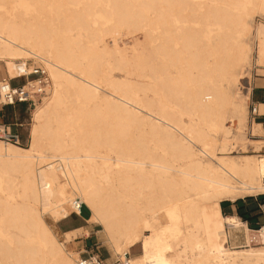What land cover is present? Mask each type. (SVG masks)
Masks as SVG:
<instances>
[{
	"label": "bare ground",
	"instance_id": "1",
	"mask_svg": "<svg viewBox=\"0 0 264 264\" xmlns=\"http://www.w3.org/2000/svg\"><path fill=\"white\" fill-rule=\"evenodd\" d=\"M256 12L264 0H0V68L14 78L41 58L52 79L29 147L0 140V264H77L66 243L88 231L60 241L46 218L83 205L119 258L141 245L129 264H264V227L221 207L264 194L257 121L256 154L231 151L255 38L264 65ZM135 32L130 55L118 41ZM227 226L247 249L228 246Z\"/></svg>",
	"mask_w": 264,
	"mask_h": 264
},
{
	"label": "rangeland",
	"instance_id": "2",
	"mask_svg": "<svg viewBox=\"0 0 264 264\" xmlns=\"http://www.w3.org/2000/svg\"><path fill=\"white\" fill-rule=\"evenodd\" d=\"M253 16H254L253 19L255 21L252 19V20H250V23L253 21L252 25L254 26V36L256 37L258 25L260 23L264 24V15L261 12H256ZM76 33L80 34V31H76ZM137 40H139V41H137ZM253 40H255V41L252 42V44H253V52L251 55V63H252L251 67L252 68L246 67V70H244V74H245L246 78L243 81L244 85H246V86L248 84L250 85V87H251L250 93L252 91V83L254 82V80L256 78H258L257 77L258 70L261 67L262 68L264 67V65L256 64V62H255L256 58H258V55H259V48L258 47H260V46H259V44H257L256 38ZM262 40L264 42V34L262 35ZM113 41L114 40L112 38H109L106 41V43L108 44L109 47L112 48L114 46ZM143 41H144V38H143L142 33L139 32V34H138V32H135L132 35L131 34L123 35L121 40L118 41V44H120L121 47H124L126 45L125 47L127 48L128 53L130 55H132V46L134 47V46L138 45L139 43H142ZM117 58L119 59L120 56H118ZM1 65H4V63ZM107 68H108V66H107ZM113 68H114V66H112V67L110 66V69L113 70ZM118 69L119 68H117V70L114 69L112 71V75H110L109 77L114 76L117 78H120V77L122 78L123 75L125 74V72H123V70H121V69L120 70H118ZM0 70L4 73L5 68L2 67V69L0 68ZM133 79L137 80L136 75ZM51 95H52V90H51L50 94L47 96H51ZM255 100L256 99H254L252 97V95H251V100L250 101L248 100V118H247L246 125L244 126V128L246 130V135L238 133L236 130H234L235 138H232V140H231L232 141L231 151L233 152L232 156L243 155L244 154L243 152H246V151L248 154H251V155L256 154L255 152H253V151H255V143L254 142L258 138H255L252 136V130L254 127V124H253L254 122H252V119L249 116V109H250L251 102H255ZM35 109H36V107L22 105V106H15V107H7V108H4L2 111H0V121L5 122L6 124H11L13 126H15L16 124L21 125V127L19 128V131L21 132V134L23 136V141H22V144L19 145L20 147L28 148L30 143H31L30 134H31L32 124H33V115H34ZM256 121L261 122V123L264 122V120H256ZM108 123L110 124L111 122L109 121ZM228 126H231V124L229 123ZM75 128H77V125L75 126ZM137 132L138 131L136 130L135 136L131 137L130 138L131 140L135 141V140L139 139ZM243 135H244V137H243ZM136 137H138V138L136 139ZM261 139L264 140V136ZM237 147H238V149H236ZM44 152L46 154H48L49 153L48 148H45ZM261 153L264 154V151ZM255 197L257 198V197H259V195L255 196ZM241 199H243V198H241ZM261 201L262 200H259V202H261ZM262 207L264 208V205H262ZM225 208H226V210H228L227 204L225 205ZM81 213L84 215H87V214L91 215L90 210L85 205H83ZM229 215L230 214H227V216H229ZM224 216H226V214ZM46 219H47L48 224L52 228V230L55 231L54 233L56 234L57 238L60 241H63L64 235H63V233L61 234V232L57 229L56 222L51 217L48 218V216ZM77 223H78V218L75 216H72L71 218H69V219L67 218V220H65L63 222L62 228H64V229L70 228V227L75 226ZM244 223H246V222H244ZM90 227L93 229V233H92V235H90V237H89V235H86V233L82 232V233H79L76 236H74V239L71 242L66 243V250L72 255L73 260H77L79 257V254L81 252H84V250H87L88 252L94 251L95 253H99L104 258H112L113 260L118 258L117 253L115 252V250H113L114 248L112 247V245H110L111 243L109 242V240L104 235V233L102 231L103 230L102 227L97 225V224H90ZM227 232L229 234V243H230V244L228 243L229 244L228 246L231 249H233V250L234 249H238V250L247 249L245 247V234H244L243 230H233L229 226H227ZM89 234H90V232H89ZM261 246L264 247V245H257V244L255 247L256 248H262ZM136 251H138V250H136ZM132 257H134L133 254H132L131 258Z\"/></svg>",
	"mask_w": 264,
	"mask_h": 264
},
{
	"label": "built area",
	"instance_id": "3",
	"mask_svg": "<svg viewBox=\"0 0 264 264\" xmlns=\"http://www.w3.org/2000/svg\"><path fill=\"white\" fill-rule=\"evenodd\" d=\"M20 75L10 77L0 70V111L7 107L31 106L36 107L49 94L52 79L46 62L41 58H30L24 67L19 68ZM250 118L252 122L264 119V94L261 103L251 102ZM21 125L6 124L0 121V140L13 144H22L23 136L19 131ZM83 206L80 207L82 210ZM81 213V212H80ZM262 226L261 228H263ZM131 256L125 253L124 260L116 258L109 260L94 251L80 253L77 264H129Z\"/></svg>",
	"mask_w": 264,
	"mask_h": 264
},
{
	"label": "trees",
	"instance_id": "4",
	"mask_svg": "<svg viewBox=\"0 0 264 264\" xmlns=\"http://www.w3.org/2000/svg\"><path fill=\"white\" fill-rule=\"evenodd\" d=\"M259 200L262 201L259 202ZM226 204L228 205V210L225 208ZM233 205L236 206L235 212L232 210ZM262 205H264V194L259 195L257 198L255 196H248L235 202L224 201L221 203L222 212L226 216L227 214L237 215L244 222H247L249 228L253 230H258L264 226V208Z\"/></svg>",
	"mask_w": 264,
	"mask_h": 264
},
{
	"label": "crops",
	"instance_id": "5",
	"mask_svg": "<svg viewBox=\"0 0 264 264\" xmlns=\"http://www.w3.org/2000/svg\"><path fill=\"white\" fill-rule=\"evenodd\" d=\"M257 77L258 78H256L254 80V82L252 83V93H251V95H252V97L254 99H256L255 102L261 103V101L263 99V94H264V67L263 68L261 67L258 70ZM260 120H264V119H260ZM254 124L260 125L262 127V133H263L262 137H263L264 136V122H262V123L261 122H255ZM232 210L235 212L236 211V206L233 205L232 206ZM72 216H75V217L78 218V223L75 226L70 227V228H65V229L62 228L63 222L65 220H67V218H66V219H62V220L56 222L57 229L61 233L68 232V231H73V230H77V229H83V230H87L88 231V234H86V235H89V237H90V235H92V233H93V229L90 227V223L88 221L90 215H88V214L84 215L82 213H80V214H75L74 213V214H72ZM71 217H69V218H71ZM247 225L249 227L248 223H247ZM251 230H253V229H251ZM89 232H90V234H89ZM141 249L142 248H141L140 244L137 245V246H134L133 248H130L129 255L132 256V254H133V256H137V255H139L141 253ZM136 250H138V251H136ZM108 259L109 260H113L112 258H108Z\"/></svg>",
	"mask_w": 264,
	"mask_h": 264
}]
</instances>
